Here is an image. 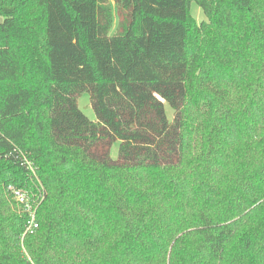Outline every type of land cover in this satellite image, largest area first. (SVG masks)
Wrapping results in <instances>:
<instances>
[{
  "label": "trees",
  "instance_id": "trees-1",
  "mask_svg": "<svg viewBox=\"0 0 264 264\" xmlns=\"http://www.w3.org/2000/svg\"><path fill=\"white\" fill-rule=\"evenodd\" d=\"M0 264H264V0H0Z\"/></svg>",
  "mask_w": 264,
  "mask_h": 264
},
{
  "label": "rangeland",
  "instance_id": "rangeland-1",
  "mask_svg": "<svg viewBox=\"0 0 264 264\" xmlns=\"http://www.w3.org/2000/svg\"><path fill=\"white\" fill-rule=\"evenodd\" d=\"M190 11H191V15L197 20L198 23L201 22L202 20L206 19V15H205L204 10L201 8V6L196 1H193L191 3ZM116 24H117V21H115V23H114V28L112 29V33L115 30ZM78 103H79L80 108L84 111V113L91 120H96V115H95L94 109H93V107L91 105L90 94L87 91H84L80 95ZM166 109H167L169 118L172 120L173 119V111H172L171 107L168 104H166ZM118 149H119V141H116L112 145V148H111L112 157L117 158ZM29 185H31V186L29 187ZM24 187L25 188H31V190L33 192V201L37 202V203H35L36 204L35 208H36V211H37L36 212V218H37L38 207L40 206V204H41V202L43 200V197L40 196L41 195L40 192H37L34 188H32V180H30L29 184L27 183ZM4 192H5V195L7 196V198L9 199V201L13 202L12 204H14L15 209L17 211H19V212H23L22 205H20L17 202V200L14 198V195H13L12 191L9 189V184L6 185V187H4ZM25 235H26V230L24 231L23 238L25 237Z\"/></svg>",
  "mask_w": 264,
  "mask_h": 264
},
{
  "label": "built area",
  "instance_id": "built-area-1",
  "mask_svg": "<svg viewBox=\"0 0 264 264\" xmlns=\"http://www.w3.org/2000/svg\"><path fill=\"white\" fill-rule=\"evenodd\" d=\"M28 167L34 171L35 169L30 164V162L27 161ZM31 178V177H30ZM32 180V178H31ZM9 189L12 191L14 198L17 200V202L22 205L23 212L27 214L28 219L26 223V234L27 233H33L36 231V229L39 227V222L36 218V208L35 203L33 201V192L30 188H24V187H17L14 185H9ZM39 192V191H37ZM42 195V193H40Z\"/></svg>",
  "mask_w": 264,
  "mask_h": 264
}]
</instances>
